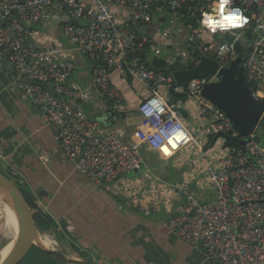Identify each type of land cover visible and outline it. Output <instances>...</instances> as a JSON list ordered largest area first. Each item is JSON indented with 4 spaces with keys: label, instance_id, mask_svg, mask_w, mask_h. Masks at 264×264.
Segmentation results:
<instances>
[{
    "label": "built area",
    "instance_id": "obj_1",
    "mask_svg": "<svg viewBox=\"0 0 264 264\" xmlns=\"http://www.w3.org/2000/svg\"><path fill=\"white\" fill-rule=\"evenodd\" d=\"M54 3L61 4L68 13V20L62 22L67 43L44 45L38 41L40 31L33 26L44 16L60 19L57 14L44 15V10ZM217 3L218 0H0V49L27 79L20 81V88L39 109L74 168L95 186L117 197L119 190L112 183L143 165L144 144L156 152L167 146L170 156L190 145H196L201 154L203 150L209 152L205 140H198L183 119L185 102L170 96L175 95V90H187L197 105L201 121L197 130L205 138L230 134L246 143L225 146L220 162L208 163L204 170L216 198L201 202L192 186H176L175 194L181 201L166 225L185 242L203 246L208 258L218 264H264V147L255 139L259 124L251 135L243 137L232 120L202 96L207 83L221 79V69L245 55L247 81L252 88L257 86L254 94L262 97L264 0H230L225 11H242L248 23L243 28L212 33L201 20L204 13H214ZM157 16L165 20L161 22ZM250 28L252 37L246 36L248 44L240 45L239 52L238 39ZM226 34H231L234 41L226 40ZM217 35L222 38L218 44L210 41V36ZM81 52L92 60L85 81L74 79ZM204 58L216 60L218 71L210 78H193L187 88L178 86L171 92L174 78L167 74L172 66H196ZM152 60H159L163 66L155 67ZM114 72L124 79L143 82L149 90L140 102L139 112L151 130L141 140L125 142L120 127L103 125L87 110V102L102 105L105 98L111 100L112 112L125 106L123 93L112 81ZM153 99L165 102L161 105L164 111L159 116L145 117L141 109L152 108L149 102ZM176 129L186 136L169 143ZM3 157L0 149V159ZM13 176L24 183L16 172ZM144 213L148 210L144 209ZM72 229L71 224L69 231Z\"/></svg>",
    "mask_w": 264,
    "mask_h": 264
},
{
    "label": "crops",
    "instance_id": "obj_2",
    "mask_svg": "<svg viewBox=\"0 0 264 264\" xmlns=\"http://www.w3.org/2000/svg\"><path fill=\"white\" fill-rule=\"evenodd\" d=\"M117 12H120L119 9ZM49 14H57L60 19L50 20L44 16L40 23L35 24L33 27L40 31L38 41L44 45H51L55 41L66 44L62 22L68 20V13L61 4L54 3L44 10V15ZM159 20L162 22L165 18ZM4 63L12 67L14 65L0 49V149L4 150L8 145L14 144L16 151L0 159V166L16 172L24 180V188L37 197L38 208L32 215L42 231H47L60 245L64 243L63 249L83 252L93 264H218L208 258L203 246L196 247L185 242L166 225L181 201L175 193L171 199H167V195H170L167 189L165 197L159 194L155 196L149 185V191L145 195L128 198L126 194L122 195L123 187L118 186L117 197L95 186L78 172L54 139L39 109L31 104L20 88V81L19 90L10 85L9 74L3 70ZM77 63L74 79L83 81L88 76V69L80 54ZM112 81L125 98L127 109L120 112L122 115H113L110 106L107 110H95L94 102H87V110L103 125L120 127L125 142L141 140L151 130L149 123L139 112L140 100L149 94V90L143 82H129V79L122 78L118 72L112 74ZM181 93L175 90V95L170 96L182 99ZM261 96L264 98V92ZM185 101L184 106L190 102L186 98ZM182 115L191 118L186 123L192 131L195 129L200 134L202 141L205 140L209 149V152L203 153L207 165L218 164L224 155L226 137L218 136L210 145V137L205 138L206 135L197 130L201 122L197 118V109L193 112L189 108H183ZM142 149L143 164H146L150 172L156 171L157 163L162 160L160 152L153 151L148 146ZM187 149L188 147L180 153V162L184 163L181 157ZM196 159L200 161V157ZM183 163H176L174 166L173 181L176 180V184L181 179L175 169L185 165ZM189 168L199 169V162H191ZM155 171L154 183L168 185L167 182H162V179L166 180V173ZM135 174H127L119 180L124 178V182H128L127 177ZM189 179L192 181L191 186L198 188L196 190L201 202L216 198L215 190L204 171L198 175L190 174ZM131 181L140 185L137 179ZM185 181L186 179L182 183L185 184ZM41 190H45L47 194L40 196ZM145 190L142 186V191ZM144 209L148 213H144ZM71 224L73 229L69 231ZM26 264L46 263H42L40 254L35 262L27 260Z\"/></svg>",
    "mask_w": 264,
    "mask_h": 264
},
{
    "label": "water",
    "instance_id": "obj_3",
    "mask_svg": "<svg viewBox=\"0 0 264 264\" xmlns=\"http://www.w3.org/2000/svg\"><path fill=\"white\" fill-rule=\"evenodd\" d=\"M78 22V20L72 19V23L78 24ZM251 31L250 28L246 32V36L249 38L252 37ZM224 37L229 42L234 41L231 34H226ZM236 47L240 52L241 46L237 44ZM80 55L85 67L90 71L92 60L84 52H81ZM245 58V55H241L229 67L221 69V79L207 83L202 90V96L223 111L232 120L235 129L243 137L251 135L259 124L260 130L256 131L255 139L264 147L262 140L264 136V98L256 96L254 91L257 86L252 88L247 81L244 70ZM218 69V62L211 58H204L196 66L192 63L187 65L176 63L167 74V76L174 78L170 91L172 92L178 86L187 88L190 81L196 77L210 78ZM3 70L8 72L10 85L17 90H19V81H27L14 65L12 67L4 63ZM236 140L241 146L246 143L245 139L237 138ZM15 151L16 146L10 144L3 150V154L6 157L14 154ZM5 168H7L6 164ZM138 171L139 168H136L129 175ZM0 192L12 207L17 221L15 236L0 250V264H17L29 253L33 246L51 253L66 264H93L77 250H61L42 244V233L48 232L42 231L38 227L19 182L9 169L2 168L0 170ZM44 194H47L45 190L39 191L40 196ZM61 245L65 246L64 243H61ZM113 264H120V262H113Z\"/></svg>",
    "mask_w": 264,
    "mask_h": 264
},
{
    "label": "rangeland",
    "instance_id": "obj_4",
    "mask_svg": "<svg viewBox=\"0 0 264 264\" xmlns=\"http://www.w3.org/2000/svg\"><path fill=\"white\" fill-rule=\"evenodd\" d=\"M210 41H215L217 44L220 42V40L222 39L221 36H210ZM238 44L246 47V45L248 44V39L246 37L245 34H243L239 39H238ZM88 78V76L86 77V79ZM84 79V80H86ZM118 80H120V77H118ZM125 82H127V80H125ZM136 82H134L135 84ZM164 91V88H163ZM148 93V91H147ZM146 93V94H147ZM182 100L185 101L186 99H189L190 102H188L184 108H189L190 110H192L194 112L195 108L197 109L196 106V102L194 100H192L193 98L190 96L189 92L187 90L183 91L182 93ZM142 100V99H141ZM140 100V101H141ZM186 102V101H185ZM109 105L106 103L104 105H99L97 104V101L95 103V107L97 108V110L102 109V110H107V108ZM127 109L126 106H124L121 111H125ZM184 121H191V118L187 117V116H183ZM194 119L197 122V119L195 118V113H194ZM194 133L195 136L197 137L198 140L201 139V136L199 133L196 132L195 129ZM262 140L264 141V136L262 138ZM166 148L168 150V153L171 152V149L167 146L163 147ZM203 152H206V150H203ZM171 154V153H170ZM170 154H165L163 151L160 152V158L162 159L159 164L157 163L156 166V171L153 170V172H158V173H166V180L162 179V182H167L168 185H157L154 183V179H155V174L153 172H150L147 168H146V164H143L140 168L139 171L132 177H127V179L129 180L128 182H124V178L123 179H118L116 181H114L112 184L114 187L118 186H122L123 190H122V195H127L128 198L132 197V196H137V195H145V193L147 191H149V185L151 187V190L153 192V194L155 196H158V194L160 196L164 195L165 197V192L167 189V192L170 195H167V199L168 198H173V195L176 191V186L181 185L183 186L184 183H182V181L184 179H186L185 184L189 185V187H191L192 181L190 178V174H194V175H198L199 173L203 172L206 167H207V162H205V157L203 156V154H201V151H198V149L193 146H189L188 149L186 150V153L184 154V156L181 157L182 160H184L183 162H180L178 160V157L180 154H172L170 156ZM197 157H200V161H197ZM194 163V162H199L200 168L196 169V170H191L189 168V164L190 163ZM176 163H180V164H185V165H181L178 166L177 169H175L178 174H179V180L178 183L176 184V180L173 181L175 179V173L173 172L174 170V166ZM0 170H2V167L0 166ZM131 179H137L138 181H140V185H138L137 182H132ZM176 184V186H174ZM144 186L146 188L145 191H142V186ZM155 186V187H153ZM20 188L22 189L30 207H31V211L32 213H34V211L38 208L36 206V201H37V197L34 196L33 194H31L29 191H27L23 185L20 186ZM193 190L197 191L196 189L198 188H193L191 187ZM120 189V188H119ZM121 190V189H120ZM124 191V192H123ZM1 201V199H0ZM11 240V238L9 237V235L7 234V227H6V218L4 213L2 212V210H0V250H2V248ZM41 253L33 248L29 251V253L17 264H26L27 260H32L33 262H35L38 259V256Z\"/></svg>",
    "mask_w": 264,
    "mask_h": 264
},
{
    "label": "clouds",
    "instance_id": "obj_5",
    "mask_svg": "<svg viewBox=\"0 0 264 264\" xmlns=\"http://www.w3.org/2000/svg\"><path fill=\"white\" fill-rule=\"evenodd\" d=\"M229 3L230 0H218V3L214 5V13L203 14V18L201 20L202 26L207 28L212 33H215L217 29L221 32H228L231 29L243 28L248 23V18L244 16L242 11L239 10L229 9L226 12L225 9ZM149 103L152 105V108L148 110L141 109L145 117H152L153 115L159 116V114L164 111V108L161 106L165 103L163 100L153 99ZM185 136L186 133L184 131L176 129L172 132L169 143H171L173 139L176 141L182 140ZM162 151L166 155L170 154L166 148H163Z\"/></svg>",
    "mask_w": 264,
    "mask_h": 264
},
{
    "label": "bare ground",
    "instance_id": "obj_6",
    "mask_svg": "<svg viewBox=\"0 0 264 264\" xmlns=\"http://www.w3.org/2000/svg\"><path fill=\"white\" fill-rule=\"evenodd\" d=\"M0 210L5 215L6 218V227H7V234L12 239L16 232H17V221L16 216L14 214V211L10 204L7 202L4 195L0 192ZM42 244L50 247H56L59 249H63V246L60 245L59 241L56 240L53 236H51L49 233L43 232L42 233Z\"/></svg>",
    "mask_w": 264,
    "mask_h": 264
},
{
    "label": "trees",
    "instance_id": "obj_7",
    "mask_svg": "<svg viewBox=\"0 0 264 264\" xmlns=\"http://www.w3.org/2000/svg\"><path fill=\"white\" fill-rule=\"evenodd\" d=\"M158 18L163 19V17H158ZM152 65H154L155 67L159 68V67L163 66V63L160 62L159 60H152ZM132 80L133 79L129 78V82H131ZM105 99H106V103L109 106H111V100H109L108 98H105ZM113 112L116 113V114H118L119 116L122 115V114H120V111H113ZM222 135L226 137L225 138L226 139L225 140V146H233V145L239 146V142L237 140H235V138L232 137L230 134H226V135L225 134H211L209 136L210 137L209 144L210 145L213 144L216 141V137L222 136ZM143 147H146L147 148V144H144ZM206 149H208L207 148V145H206ZM19 185L21 186L23 184H20L19 183ZM23 187H24V185H23ZM33 248L37 249L42 254V263L45 262L46 264H66L65 262L59 260L58 258H56L54 255H52L49 252L42 251L39 248H37L36 246H33L32 249ZM83 255H84V253H83Z\"/></svg>",
    "mask_w": 264,
    "mask_h": 264
}]
</instances>
